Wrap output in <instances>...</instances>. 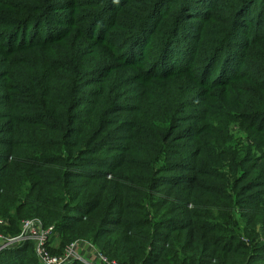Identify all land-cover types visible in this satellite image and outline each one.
<instances>
[{"label":"trees","instance_id":"16d2710c","mask_svg":"<svg viewBox=\"0 0 264 264\" xmlns=\"http://www.w3.org/2000/svg\"><path fill=\"white\" fill-rule=\"evenodd\" d=\"M31 220L51 256L264 264V0H0V235Z\"/></svg>","mask_w":264,"mask_h":264},{"label":"built area","instance_id":"2783aa9c","mask_svg":"<svg viewBox=\"0 0 264 264\" xmlns=\"http://www.w3.org/2000/svg\"><path fill=\"white\" fill-rule=\"evenodd\" d=\"M52 232V229H44L40 221H26L22 225V231L19 236L4 238L0 235V251L27 241H32L35 253L41 264H71L75 261H82L85 264H120L118 262H109L102 255H96V251L91 245L80 242L73 244L67 249L66 253L60 257L51 256L46 245ZM80 247H91L92 255L89 258L80 256L78 253Z\"/></svg>","mask_w":264,"mask_h":264},{"label":"crops","instance_id":"0c3cea01","mask_svg":"<svg viewBox=\"0 0 264 264\" xmlns=\"http://www.w3.org/2000/svg\"><path fill=\"white\" fill-rule=\"evenodd\" d=\"M78 253L82 257L89 258L92 255L91 247H80Z\"/></svg>","mask_w":264,"mask_h":264},{"label":"rangeland","instance_id":"374dc122","mask_svg":"<svg viewBox=\"0 0 264 264\" xmlns=\"http://www.w3.org/2000/svg\"><path fill=\"white\" fill-rule=\"evenodd\" d=\"M31 221H37V220H31ZM25 243H32V244H33L32 241H27V242H25ZM54 244H55V243H54ZM54 244H53V245H54ZM19 245H20V244H19ZM33 245H34V244H33ZM70 247H71V246H70ZM70 247H69V248H70ZM81 262H82V261H81ZM82 263H83V262H82ZM84 264H85V263H84Z\"/></svg>","mask_w":264,"mask_h":264}]
</instances>
